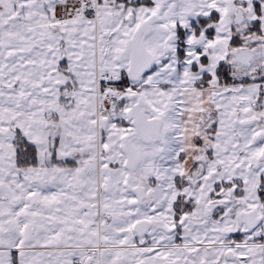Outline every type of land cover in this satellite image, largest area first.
I'll use <instances>...</instances> for the list:
<instances>
[{
  "label": "snow or ice",
  "instance_id": "obj_1",
  "mask_svg": "<svg viewBox=\"0 0 264 264\" xmlns=\"http://www.w3.org/2000/svg\"><path fill=\"white\" fill-rule=\"evenodd\" d=\"M0 264H264V0H0Z\"/></svg>",
  "mask_w": 264,
  "mask_h": 264
}]
</instances>
